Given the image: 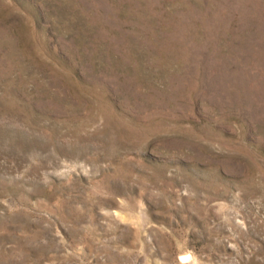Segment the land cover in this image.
Instances as JSON below:
<instances>
[{"label": "rangeland", "instance_id": "rangeland-1", "mask_svg": "<svg viewBox=\"0 0 264 264\" xmlns=\"http://www.w3.org/2000/svg\"><path fill=\"white\" fill-rule=\"evenodd\" d=\"M0 264H264V0H0Z\"/></svg>", "mask_w": 264, "mask_h": 264}]
</instances>
